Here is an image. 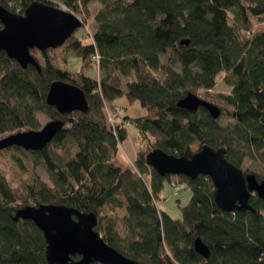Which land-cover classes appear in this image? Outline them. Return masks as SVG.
<instances>
[{"label":"trees","instance_id":"obj_1","mask_svg":"<svg viewBox=\"0 0 264 264\" xmlns=\"http://www.w3.org/2000/svg\"><path fill=\"white\" fill-rule=\"evenodd\" d=\"M34 1L0 0V6L25 14ZM39 1L61 2L92 18L94 33L89 42L75 33L41 52L42 71L23 68L0 51V138L40 129L39 113L65 122L41 150L14 145L1 151L21 182L14 186L0 172V264H49L43 232L13 215L26 205L50 203L94 212L105 241L139 264H264V198L251 197L255 211L227 212L216 204L209 176H162L146 161L155 148L191 157L208 144L225 147L229 161L247 164L246 174L264 179V27L255 30L264 23V0ZM186 39L189 44H182ZM72 57L80 59L79 70L68 66ZM91 66L97 75L87 73ZM220 77L228 94L212 93ZM55 80L80 87L88 111L62 114L49 105ZM190 92L219 102L221 115L215 119L203 106L180 107ZM124 96L148 111L121 115L144 137L134 167L116 161L127 138L124 121H109ZM173 176L191 190L180 218L158 204ZM198 237L210 248L208 258L195 249Z\"/></svg>","mask_w":264,"mask_h":264},{"label":"water","instance_id":"obj_2","mask_svg":"<svg viewBox=\"0 0 264 264\" xmlns=\"http://www.w3.org/2000/svg\"><path fill=\"white\" fill-rule=\"evenodd\" d=\"M0 51L15 59L23 68L30 64L42 71L41 63L32 50L41 52L62 46L84 22L72 11L58 4L39 0L32 2L25 14L15 13L0 6ZM189 44V40H182ZM47 103L60 113L88 111L86 93L78 86L55 80L51 83ZM178 105L197 111L205 107L217 119L222 111L217 104L190 92ZM62 119L49 120L40 129L10 133L0 138V150L20 146L25 150H41L63 128ZM146 161L160 175H185L195 180L200 175L209 176L215 186V201L227 212L255 211L250 199L253 195L264 198V179L244 170L227 158L225 147L213 148L205 144L191 157L175 156L160 148L151 150ZM15 221L31 220L43 232L49 264H139L109 245L96 230L98 217L94 212H84L65 204L26 205L13 215ZM195 249L203 257L210 255L209 246L195 239Z\"/></svg>","mask_w":264,"mask_h":264},{"label":"rangeland","instance_id":"obj_3","mask_svg":"<svg viewBox=\"0 0 264 264\" xmlns=\"http://www.w3.org/2000/svg\"><path fill=\"white\" fill-rule=\"evenodd\" d=\"M55 4H58L59 7L65 9V10H69L68 8L63 6L61 2L59 3L57 1H55ZM98 6H100V5L96 2H94L92 4V9L94 11H96L98 9ZM69 11H71V10H69ZM75 14L84 22L82 27L78 28L75 33L77 35L83 36V39L85 40V42H89L90 39H92V35L94 33L93 20H92V18L86 19L83 16V14H81V15L77 14V13H75ZM260 27H264V23L261 24V26L255 25V30L259 29ZM33 54L36 55V57H38L40 63H42V64L44 63L43 57L41 55V51L36 49L35 52H33ZM68 62H69L68 66L71 69H73V70H79L80 69V65H81L80 59L72 57L69 59ZM87 73L97 75L98 74V67L91 66V68L87 69ZM230 90L231 89L223 83L222 78L220 77V79H219L215 89L212 91V93L213 94H219V93L228 94L230 92ZM198 96L220 106L219 102H216L215 100L213 101V99L210 97H207L204 94V92H202V94H200ZM121 101L125 102L124 104H126V105H124V106H127L129 113L131 112L130 114H133L135 116H139L141 114H144L143 113L144 111H145V113L148 114V111L146 109L142 108V106L139 104V102H134V103L127 102L128 100H127L126 96H124L120 99V101H118V105H120L121 107L123 106L122 105L123 103H121ZM124 110H125V108H124ZM123 114L125 115V112L123 113L120 110L118 112L116 111L114 113H111V115L109 116V119H110L109 121L113 124L120 122V121H122V122L124 121L123 126L127 130V138L119 146L116 161L123 166H133L134 167L137 154L143 148L142 146L145 143V141H144V137H143L142 133L140 132L139 128H137L135 125L131 124L127 128L128 123H126L124 120L125 118L123 119L121 116ZM38 119L40 122V128H42L48 122V119H46L44 117V115H42L41 113L38 114ZM228 122H229V120H224V121H222V124L225 125ZM28 129L29 128H24L23 130H28ZM150 138L152 141L153 138L152 137H150ZM1 151L2 150H0V172L2 174H4L11 181V183L14 186H16V185L20 184L21 177L18 174L13 172L9 159L3 153H1ZM246 167H247V164L242 168L244 170V172H245ZM36 172L46 182L51 181V179L48 175V172L45 171L43 168L37 167ZM173 182L183 185V188L180 189L179 191H177L172 186ZM184 185H185V187H184ZM190 197H191V190L187 188V184L185 182L180 181V179L178 177L173 176V179L171 180V182L169 180H167L165 182L164 189L162 190V193L160 194V199H158V204H159L160 209L167 212L172 217L180 218L182 216L181 207L184 206L190 200Z\"/></svg>","mask_w":264,"mask_h":264},{"label":"crops","instance_id":"obj_4","mask_svg":"<svg viewBox=\"0 0 264 264\" xmlns=\"http://www.w3.org/2000/svg\"><path fill=\"white\" fill-rule=\"evenodd\" d=\"M118 101H120V99L117 100V102H118ZM117 102H116V103H117ZM127 102H128V101H127ZM121 103H123V104H122V105H123V106H122L123 108L120 106V108H121L120 110H121L123 113L125 112V116H128V117H136L135 115L130 114L131 112L129 113L127 106H124V105H126V104H124L125 102H122V101H121ZM124 108H125V110H124ZM143 113L145 114V111H144ZM141 115H142V114H141ZM125 116H124V117H125ZM124 120H125V119H124ZM125 122L128 123V124H127V128L132 124V123L130 122L129 119H128V120H125ZM132 125H134V124H132Z\"/></svg>","mask_w":264,"mask_h":264},{"label":"built area","instance_id":"obj_5","mask_svg":"<svg viewBox=\"0 0 264 264\" xmlns=\"http://www.w3.org/2000/svg\"><path fill=\"white\" fill-rule=\"evenodd\" d=\"M99 55H97V56H95L94 57V59H99ZM172 186L177 190V191H179L180 189H182L183 188V185H181V184H179V183H175V182H173L172 183ZM184 187H185V185H184Z\"/></svg>","mask_w":264,"mask_h":264}]
</instances>
